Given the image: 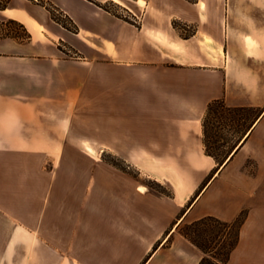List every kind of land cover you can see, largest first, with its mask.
<instances>
[{
	"label": "crops",
	"instance_id": "obj_1",
	"mask_svg": "<svg viewBox=\"0 0 264 264\" xmlns=\"http://www.w3.org/2000/svg\"><path fill=\"white\" fill-rule=\"evenodd\" d=\"M45 1L76 30L43 0L0 7L29 33L0 28V264H199L180 224L244 209L227 264H264V57L248 45L264 0H114L129 16L113 0ZM217 98L259 110L223 165L205 144ZM44 148L110 150L136 173L87 150L49 169Z\"/></svg>",
	"mask_w": 264,
	"mask_h": 264
},
{
	"label": "trees",
	"instance_id": "obj_2",
	"mask_svg": "<svg viewBox=\"0 0 264 264\" xmlns=\"http://www.w3.org/2000/svg\"><path fill=\"white\" fill-rule=\"evenodd\" d=\"M22 26L24 27L23 24ZM15 35L21 36L20 34ZM27 36H29V33H26V35L22 37ZM250 110H254V108L245 106L229 107L223 98L214 99L209 103L207 113L204 118L205 144L207 152L217 160L219 165H223V159L220 158L217 152L212 150L209 144L208 121L210 115L214 113L216 115L225 116L230 112H233V114L236 115L235 123L232 124L231 127L239 135L238 139L235 140V143L229 146L231 148L229 151H231L242 139L246 129H248L252 125L253 120L250 119L245 113ZM226 111L227 113H225ZM257 115L258 114H256V116ZM227 153L225 157H227ZM154 181L157 184L161 185V189L158 188V191L170 194L169 189L163 188V185L160 182L156 180ZM150 185L151 187L156 189V187L152 183H150ZM246 216V209H244L232 221L223 220L215 215H206L197 220L180 224L179 230L183 235H185L203 250L204 256L199 264H227L231 258L232 252L239 244L241 228L243 223L245 222Z\"/></svg>",
	"mask_w": 264,
	"mask_h": 264
},
{
	"label": "rangeland",
	"instance_id": "obj_3",
	"mask_svg": "<svg viewBox=\"0 0 264 264\" xmlns=\"http://www.w3.org/2000/svg\"><path fill=\"white\" fill-rule=\"evenodd\" d=\"M9 2V0H0V7H3L5 5H7ZM44 4H46V1L43 0ZM48 9L51 12V15L53 17V19H55L57 22L62 23L65 27L69 28L72 31L76 30V25L75 23L57 6L53 5L52 3H47L46 4ZM107 7H109L110 9H113L114 11H119V12H123L125 14H127L129 16L128 13L125 12V9H123L120 5V3L116 2V1H111L110 3L106 4ZM130 18H132V16H130ZM4 23V24H3ZM6 24V25H5ZM4 25V26H3ZM4 27L8 30H10L13 34H20L21 36H25L26 32H25V28L22 26V23L19 21H15L13 19H9V20H5L2 21V23L0 22V28ZM191 31V29H188L187 34ZM260 38V39H259ZM256 39L255 41H251V44L248 43V45L253 49V51H255V54H259V52H261L262 57H264V35L263 36H255ZM261 40V41H260ZM248 42V41H247ZM59 46L65 50L67 52V54L73 55L74 56V50H72L70 48V46L64 42V41H60ZM252 65L255 67H257L258 69H262V71L264 72V59L261 60H256L254 59L252 61ZM261 110V109H260ZM227 113V111L225 112ZM224 113V115H225ZM246 115L254 120L256 117V114L259 113V110H250L248 112H245ZM236 115L233 114V112H230L229 114H226L225 116H220V115H216V114H211L209 117V144L212 148L213 151L217 152L220 156L221 159L225 158V155L227 153V151H229L231 148L230 147H225V146H230L231 144H234L233 142H230V144L228 145L227 139H231L233 136H236L235 132H232L230 134V132H228L229 130V124H230V129H233L231 127L232 124L235 123V117ZM222 117V118H221ZM217 126V127H216ZM233 135V136H232ZM85 150L81 149V148H44V154L46 156L45 158V167L51 169L53 166L56 165V160L58 159L59 155H67V156H71L74 157L73 155L79 156V155H83V154H87L92 153L93 156L98 157L99 159H104L109 161V163H111L114 166L120 167V168H127L131 171L135 172V169L133 168H128L127 165L123 162L122 158L120 156H117L115 152L110 151V150H106L103 151L102 149L99 150L98 148H84ZM86 150L88 152H86ZM66 165V164H65ZM68 165V164H67ZM77 168L81 167L84 168L85 163H83L82 161L80 163H76ZM46 168V169H47ZM76 170H80L77 169ZM147 176H144L143 178H145ZM149 180V179H148ZM154 181V180H153ZM152 179L149 180V183H152L155 187L156 190H158V188L161 189V185L157 184L155 181L153 182ZM163 188L169 189V187L167 185H163ZM89 190V189H87ZM77 193H83V191L81 192V188H76ZM77 198L80 196L77 195ZM89 195H84L83 198L85 197L86 199H88Z\"/></svg>",
	"mask_w": 264,
	"mask_h": 264
},
{
	"label": "bare ground",
	"instance_id": "obj_4",
	"mask_svg": "<svg viewBox=\"0 0 264 264\" xmlns=\"http://www.w3.org/2000/svg\"><path fill=\"white\" fill-rule=\"evenodd\" d=\"M141 189H144V187H142Z\"/></svg>",
	"mask_w": 264,
	"mask_h": 264
}]
</instances>
